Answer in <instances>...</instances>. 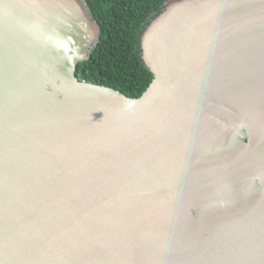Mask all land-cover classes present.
Here are the masks:
<instances>
[{"label": "water", "instance_id": "95a60500", "mask_svg": "<svg viewBox=\"0 0 264 264\" xmlns=\"http://www.w3.org/2000/svg\"><path fill=\"white\" fill-rule=\"evenodd\" d=\"M85 0H0V264H264V0H168L138 98L80 81Z\"/></svg>", "mask_w": 264, "mask_h": 264}, {"label": "trees", "instance_id": "16d2710c", "mask_svg": "<svg viewBox=\"0 0 264 264\" xmlns=\"http://www.w3.org/2000/svg\"><path fill=\"white\" fill-rule=\"evenodd\" d=\"M168 0H85L100 27L97 46L76 71L80 81L140 97L153 81L140 52L149 20Z\"/></svg>", "mask_w": 264, "mask_h": 264}]
</instances>
